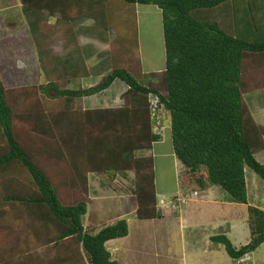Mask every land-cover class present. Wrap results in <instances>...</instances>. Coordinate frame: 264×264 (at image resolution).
Wrapping results in <instances>:
<instances>
[{"label":"trees","instance_id":"1","mask_svg":"<svg viewBox=\"0 0 264 264\" xmlns=\"http://www.w3.org/2000/svg\"><path fill=\"white\" fill-rule=\"evenodd\" d=\"M21 1L35 37L43 11H60L63 18L67 14L63 0ZM83 1L95 25L104 29L119 22L121 15L133 19L135 46L136 5L157 7L162 16L165 68L142 72L139 62L131 67L133 57L124 51L126 38H117L105 56L108 71L92 85L77 81L90 72L99 73L104 62L99 60L89 71L86 62L79 61L80 53L52 59L60 82L9 90L0 76V210L7 208L0 217L19 223L10 228L0 221V232L18 239L32 231L35 243L34 250L28 246L20 250L24 253L20 261L18 252H10L0 256V264H121L106 243L127 236L128 223L117 218L95 226L96 214L88 211L85 196L89 172H133L136 217L170 216L171 211L156 209L153 158L133 156L161 139L151 122L150 94L160 98L170 117L173 152L184 167L179 185L194 184L201 190L219 186L230 201L247 205L248 242L235 247L225 234L210 237L211 242L221 244L233 260L254 252L264 243V209L248 205L245 169L264 180V164L255 157L264 151V125L253 117L246 94L264 89V82L250 84L245 73L248 62L264 67V0ZM223 4L231 8L234 29L201 17L204 10ZM58 23H66L67 33L74 34L72 21ZM246 26L252 37L245 34ZM38 54L46 68L47 59H42L46 53L39 50ZM115 80L127 87L119 107L83 110L75 105ZM39 93L57 100V105L35 106L29 112L20 109L21 102L41 97ZM42 247H48L46 253H36Z\"/></svg>","mask_w":264,"mask_h":264},{"label":"rangeland","instance_id":"2","mask_svg":"<svg viewBox=\"0 0 264 264\" xmlns=\"http://www.w3.org/2000/svg\"><path fill=\"white\" fill-rule=\"evenodd\" d=\"M11 1L12 0H8L6 2L10 3ZM17 7L19 9H22V6ZM12 8H8L7 11H0V76L6 89L18 90L20 89V87L35 88L48 81L60 82L61 80L57 79L59 70L58 68H53V65L55 63L52 59L55 56L64 58L66 55H68V52L72 50L80 53L78 59L79 61L83 60L84 62H86V66L88 65L89 67H91L95 63L98 64L99 60H101V62H104V66L100 69L101 71L99 73H96L97 76L93 73V76L88 80L89 83L97 81L109 69L108 60L107 58H105V56L106 53H109L111 48L114 46V44L112 46L111 44L114 43V40L117 38H126L124 51L133 57L130 63H128V65L130 64L131 67H134L136 63L139 62L142 72L161 71L165 68V48L163 41L162 16L161 12L155 6L136 5L137 22H134V24L135 29L137 28L136 39L138 40V46L134 45L135 34L133 33V19L130 20V18L125 15H121L120 21L115 25H112L109 28L105 29L101 26L95 25V22L93 20L94 18L92 19V16L89 17V15L87 17V21L74 23L73 28H75L73 30H75L77 34L80 33L81 36H83L79 41V43L81 44H77V42H75L74 39L71 38V34L67 33V30H69V26L66 25V23H58L57 21L54 22L52 20L50 22L43 20L39 21V32L35 34V37L30 33L29 26L26 20H24V18L26 17H23L22 12L20 13V11H18V15H21V21H19L16 12H11ZM121 8L122 12H126L124 7ZM201 17L204 19H209L211 21H216L218 24H220V26H222L223 24L222 20L224 21V16L222 15L218 7L211 10H204ZM44 18H46L45 15L43 16V19ZM227 24H223V27H225ZM94 37L97 42L96 40L94 41L90 39ZM39 50H43L46 53V55L42 56L43 60L45 58L47 59L44 60L47 61L46 68H43L41 65L40 55L38 54ZM95 55L97 56L96 61L93 59ZM80 79L77 81V84L79 82L82 84L83 80L81 81ZM69 86L72 87V84L68 85V87ZM113 90L115 91V88L110 89V91ZM53 94L54 92L51 89V95ZM39 95H41V93H39ZM247 98L248 97H246V99ZM261 102H264V99ZM38 103L40 105H38ZM255 103L258 104L257 102ZM55 105H57V100H53L52 98L48 99L42 94L41 97L38 96L36 98H33L31 101L27 102L26 100L25 103L24 101L21 102L20 109H24L25 112H29L28 110L32 109V107L36 108L35 106H40L41 108L44 107V109H46L49 106ZM251 111L259 113L257 109L254 108H251ZM262 123H264V121H262ZM148 153H151V151L140 150V152L138 151L136 155L143 156L147 155ZM155 153H159L158 149H155ZM255 157L259 162L264 164V151L255 154ZM165 159L166 168L164 169V176H161V180H163L164 182L162 183V181L159 180L157 184H160V186H162L165 183L167 187H170V185H174V176H168L171 173L170 166L172 160H170V158ZM165 159L159 157L157 158V161H163ZM177 167L178 170H181L182 172L184 171V167L180 164V162H178ZM245 176L247 183L248 202L253 206L261 207V209H264V180H262L250 168L245 169ZM112 185H118V183ZM117 187L118 186L110 185L109 188H105V190L102 192L103 195L100 192L96 194V196H104L108 199H111V201L108 200L106 202V199L102 198H99L98 201L94 199V201H89L90 199L86 197L87 201L90 205L97 203L98 206H101V208H105L107 206L116 209L118 204L114 205L113 200L120 199V195H122L123 193L120 190L119 192H117ZM213 188L220 193V196H228L221 187L214 186ZM178 190L182 191L183 186H179ZM127 199L129 200V204L133 203L132 198L128 197ZM159 202L160 201L158 199L157 207H163ZM238 206L239 207L235 210L239 213L235 216H241L242 221L239 230L237 228L233 232L234 234L232 233L231 238L235 240V242H243L248 237V233H250L248 226L249 212L246 208H243L242 205L239 204ZM103 218H105V222L107 220L106 215L102 216V219ZM172 222L175 224V226L172 227V230L168 238L166 239V244L163 246L166 253L165 255H163V257L160 256V258H158L150 251L152 243L149 241L150 238H148L149 231L147 227L151 222H136L133 218L130 219L129 217V222L127 223L130 229V236L123 240L127 243L128 251V255H124L125 258L128 257V259H126L125 261V264H137L141 260H144L145 263L150 264H204L203 261L201 262L199 261V259L193 258L192 252L194 251L195 246L193 247L191 245L190 240L188 239V232L183 229L180 230L178 224H176V221ZM139 225H146L144 228L145 230H141ZM215 232L218 234H223L222 229H219ZM165 236L163 235V238L161 239L160 237H158L155 241H165ZM151 240L154 241L153 238H151ZM23 242L25 243L26 240H24ZM163 243L164 242H162V244ZM28 247V249L34 250V246L28 245ZM145 247L147 248V250H145ZM22 248L26 249V246ZM130 248L132 249V251L128 250ZM170 248L171 252L168 253L170 251ZM47 250L48 247L35 249L36 253L39 254H44ZM223 253L225 257L224 264H232V259L228 256L226 251H224ZM263 254L264 247H261L257 250L256 254V257L259 260V262H257L258 264H264ZM238 263L243 262L239 261ZM257 263L252 262V264Z\"/></svg>","mask_w":264,"mask_h":264},{"label":"crops","instance_id":"3","mask_svg":"<svg viewBox=\"0 0 264 264\" xmlns=\"http://www.w3.org/2000/svg\"><path fill=\"white\" fill-rule=\"evenodd\" d=\"M6 1L8 0H0V7H1L0 11H7L8 8L13 7L11 12L15 11L16 15H18L19 14L18 11H20V13L22 12L23 17H26L25 10L23 8L24 4L22 3L21 0H12L10 3ZM63 1L67 5V7L64 8V10L67 13L65 18L62 17V13L60 11H55L53 14H50V12L48 11H43L42 20L49 21V22L51 20L54 22L55 21L62 22V20H69V21H72L73 23H81L83 21H87V17L88 15H90L89 13L91 12V9L87 8V4H85L83 0H68L67 2L66 0H63ZM242 1H245L246 3H248L249 1H252V0H242ZM253 1L256 2L257 0H253ZM253 1L252 3H254ZM17 6H20V7L22 6V9L21 8L19 9ZM228 6L229 4H223L222 6L219 7V9L222 15L224 16V21L222 20L223 24L228 23L226 26H229L231 28L234 25V22L229 20V15H230L229 11L231 8L229 9ZM44 15L46 16V18L43 19ZM20 16L21 15H18L19 21H21ZM24 20H26L27 22L26 18H24ZM230 24H233V25H230ZM233 29H234V26H233ZM263 30H264V27H263ZM244 32L246 35L252 37L250 34L251 31H249L247 26ZM82 37L83 36H81L80 33L77 34L75 30H74V34H71V38L74 39V41L77 42V44H81L79 43V41ZM90 39L94 41L96 40L95 37L90 38ZM69 53L77 54L78 52L72 50L68 52V54ZM96 57L97 56L95 55V57L93 58L95 61H96ZM95 64L94 65L91 64V65L95 67ZM256 67L258 66L255 65V62H248L246 64V68H247L246 73H245L246 82L250 84L257 83V82H264V71L262 72V69L264 67L261 69H258ZM88 70L91 71V67H89ZM90 73L91 74L85 77L83 81L81 80L82 86L93 84V82L90 84L89 82H87V80L93 75L92 72ZM111 88H115V91L114 90L110 91ZM126 88L127 87L124 84V82L115 80L111 84V86L107 88L106 90L98 94H95L93 96L84 97L80 100H77L76 106L81 107L83 110L108 108V107H119L121 105L120 96L126 90ZM246 97H248L246 101L251 106V108L257 109V111L259 112V113H255L251 111L253 117L255 118L256 116V118L258 119L255 118V120L259 124L264 125V123H262V121H264V102H261L264 99V89L249 92L248 94H246ZM255 102H257L258 104H256ZM164 125L166 127L163 131V134L161 135V139L153 143L152 148L149 149L151 153H148L147 155H143V156H137L136 153L138 151L140 152V150H138L134 152V155H133L134 157H137V158L149 157V156L153 158L155 187H156L157 197L165 196V195H172L178 192L179 191L178 187L180 186L178 182V176H179V173L182 172L181 170H178L177 166H178L179 161L177 160L173 152L171 132H170V117L167 113L164 116ZM155 149H158L159 151L158 154L155 153ZM142 151H148V150L144 149ZM159 157L163 159L170 158V160H172V163L170 166L171 173L168 176L170 177H172V175L174 176V185H170V187H167L165 183L162 186H160V184H157L159 180H161L162 178L161 176H164V169L166 168V164H165L166 159L163 161L158 160L159 161L158 162L157 158ZM131 178L133 179V181ZM161 181L162 183L164 182L163 180ZM115 183H118V185H112ZM110 185L118 186L117 187L118 189H116V191L119 192L120 190L121 192H123L122 195H120V199L113 200L114 205L118 204L116 209H113L112 207H107V206L105 208H101V206H98L97 203L90 205L89 202L87 201L88 211L89 212L93 211L96 214V219L93 221L95 223V226H99L101 224H107L109 222L115 221L117 218H124L126 219L127 222H129V217L130 219L133 218L134 221L136 222L150 221L151 223L147 227L149 231L148 238H150L149 241L152 243V247L150 248V251L151 253L156 255L158 258H160V256L163 257V255H165L166 253V251H164L165 249L163 248V246L166 244V239L168 238L172 230V227L175 226V224L172 221H176V224H178L180 230L183 229L188 232V239L190 240L191 245L193 247L195 246V249L192 252L193 258L199 259V261L201 262L203 261L204 264H224L225 262V257L223 253L225 251L224 247L221 244L211 242L210 240V237L214 235H218V233H216L215 231L222 229L223 234H225L231 240L232 244L235 247H240L241 245L246 244L250 238V233H248V237L243 242H235V240L231 238L232 233L237 228L239 230L241 221H242L241 216L240 217L235 216L239 213V212H236L235 209L239 207L238 206L239 204L242 205L243 208L247 209V205L232 202L226 195L220 196V193L214 190L213 188L214 186H209V187L207 186L204 190H201L197 188L196 185L191 184L189 187L199 192V195L195 199H191L186 204L181 205L179 209L175 212H172L170 216H166L162 218H155V219L140 220L136 217V214H135L137 211V201H136V194L134 191L135 179H134L133 172L132 173L130 171L118 172L115 175L112 172H108V173L89 172L87 176V186H86L85 196L88 197V199H90L89 201H94V200L98 201L99 198L106 199V202L108 200L111 201V199H108L104 196H101V197L96 196L98 192H100L103 195L102 192L105 190V188H109ZM128 197L133 199L132 204H129V200L127 199ZM248 205H251V203L248 202ZM258 208H261V207H258ZM6 210L7 208H2L0 210L1 212L0 214H3L2 212H7ZM105 215H106L107 220L104 222L105 218L102 219V216H105ZM86 219L87 218L85 217V223H86ZM0 221L2 223H5L6 224L5 226H9V227L10 225L17 226V224H19L16 219H13L11 217H7L6 219H4L1 216ZM139 226L141 230H145L144 228L146 225H143V226L139 225ZM15 229H16L15 232L17 233V230L19 229V227H16ZM22 235L23 237L21 235L17 236L18 237L17 239L16 236H14V234L12 236L10 235L7 236L6 232L4 231L0 232V256L3 257V254H5L6 256H9L10 252H13V253L18 252L16 258L17 260L20 261V257L24 255V253L20 251L22 247H25V246L27 247L28 245L33 246L35 244L33 241L34 236L32 234V231H30L28 235L26 233ZM163 235L164 236L166 235L165 241L163 240L160 242L155 241L158 237H160V239L163 238ZM129 236H130V229H129L127 236L118 238L115 240H111L106 243V248L110 251L112 257L121 264H125L126 259H128V257L127 258L124 257V255H128L127 254L128 251H127V243L123 240L128 238ZM151 238H153L154 241L151 240ZM24 240H26L25 243L23 242ZM162 242L164 243L162 244ZM261 247H264V243H262L254 252L249 254L250 260H247L246 257H243L240 260L242 261L247 260V264H252V262H255V263L259 262V260L256 257V254H257V250ZM128 250L132 251L131 248ZM145 250H147L146 247H145ZM170 252H171V248L168 253ZM263 259H264V254H263ZM237 262L238 260L232 259V264H237ZM137 264H150V263H145L144 260H141Z\"/></svg>","mask_w":264,"mask_h":264},{"label":"built area","instance_id":"4","mask_svg":"<svg viewBox=\"0 0 264 264\" xmlns=\"http://www.w3.org/2000/svg\"><path fill=\"white\" fill-rule=\"evenodd\" d=\"M148 107L150 115L152 117L154 128L157 130L158 133L163 132L166 126L163 124L164 111L163 105L160 102V98L157 95L150 94L148 96ZM196 196V191H193L190 196L184 195L182 192H177L170 197L165 196L167 197L165 198L160 196L158 197V199L160 201L159 203L163 206H160V208H168L173 211L177 210L181 205L186 204Z\"/></svg>","mask_w":264,"mask_h":264},{"label":"clouds","instance_id":"5","mask_svg":"<svg viewBox=\"0 0 264 264\" xmlns=\"http://www.w3.org/2000/svg\"><path fill=\"white\" fill-rule=\"evenodd\" d=\"M163 111H164V107H163ZM165 114H166V112L164 111V116H165ZM151 122H152V124H153V121H152V118H151ZM163 124H164V118H163ZM153 129H154V131L157 133V134H159L160 136L163 134V132H160V133H158L157 132V130L154 128V124H153ZM193 191H196L197 192V196L199 195V192L197 191V190H193L192 188H190L189 186H187V187H185V186H183V190L181 191V190H179L178 192H182L184 195H187V196H190V194L193 192ZM177 193V192H176ZM175 194V193H174ZM174 194H172V195H174ZM172 195H165V196H167V197H170V196H172ZM196 196V197H197ZM195 197V198H196ZM195 198H192V199H195ZM156 209H159V210H168V211H171V213L172 212H175V211H177V210H170V209H168V208H160V207H157V201H158V197L156 196ZM249 254L250 253H248V254H245L243 257H246V259L247 260H250V258H249ZM243 257H241V258H243ZM240 258V259H241ZM240 259H238V262L239 261H242V260H240ZM247 260H244V261H242V262H244V263H238L237 262V264H247Z\"/></svg>","mask_w":264,"mask_h":264}]
</instances>
